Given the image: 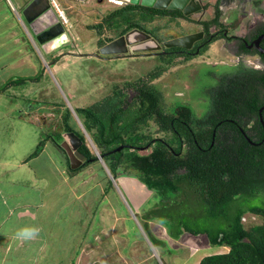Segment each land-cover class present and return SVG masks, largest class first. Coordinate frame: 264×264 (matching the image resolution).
<instances>
[{
  "label": "rangeland",
  "instance_id": "obj_1",
  "mask_svg": "<svg viewBox=\"0 0 264 264\" xmlns=\"http://www.w3.org/2000/svg\"><path fill=\"white\" fill-rule=\"evenodd\" d=\"M252 1L241 0L233 9H219L218 19L223 26L218 27L220 36L214 44L218 49L207 46L210 50L197 56L193 64L231 65L241 60L226 48L221 36L224 30L228 36L241 35L249 27L263 23L264 14L260 10L261 7L264 9V0L257 6ZM79 3L75 6L79 12H75L77 20L76 16L66 14L70 18L68 42L53 52H45L31 31L27 33L30 37L27 40L23 34L25 25L0 0V198L8 196L9 199L11 195L20 202L21 199L43 202L41 212L44 220L50 219L52 226L58 224V230L47 228L48 234L53 233L52 242L45 236L48 251L55 253L51 264H70L71 261L74 264H197L203 255L226 251L224 246L216 248L207 244V237L203 234L184 233L179 238H171L165 232L168 225L162 222L164 227L155 220L149 223L150 232L161 243L154 246L142 228V213L152 206L151 201L154 202L152 192L137 182L131 186L128 178H135L121 171L116 180L98 158L66 178L70 175L66 171L67 155L54 141L58 145L63 141L61 124L67 111L71 116L70 123L83 133L86 146L96 156L100 155L99 149L75 108L100 103L117 91L122 92L125 104L130 105L134 101L138 104L139 89L150 84L160 87L165 104L191 103L198 115L201 113L198 101H205L199 95L197 99L188 96L189 92H198L196 88H189L196 78L190 77L191 69L181 70L184 62L179 55L167 58V54L143 53L141 56L111 59L91 56L108 39L117 38L120 31V28H108L104 24L101 34H97V30L91 27L124 4L117 5L109 0H92L89 5L85 0ZM197 13L196 17L189 19L158 17L145 25L162 42L178 33L184 35L201 29L199 22L214 17L215 5L212 4L206 13ZM20 17L26 23L22 13ZM12 27H15L14 34L9 33ZM210 29L215 31L214 26ZM14 37H18V41ZM242 61L250 68H263L253 57L243 55ZM159 67L163 68L162 72ZM153 71L160 74L146 83V76ZM20 78L22 82L12 83ZM135 132L142 136V142L158 138L169 141L171 137L151 121ZM47 135L53 139L44 142L42 150L29 158L38 142ZM140 149L145 153L150 150L148 145ZM262 199L258 196L253 202L260 205ZM28 205L35 206L32 203ZM243 222L245 226L260 225L264 219L248 213L244 215ZM148 235L151 236L150 233ZM190 245L197 249L194 251ZM32 248L33 251L37 249ZM26 264L37 263L31 258Z\"/></svg>",
  "mask_w": 264,
  "mask_h": 264
},
{
  "label": "trees",
  "instance_id": "obj_2",
  "mask_svg": "<svg viewBox=\"0 0 264 264\" xmlns=\"http://www.w3.org/2000/svg\"><path fill=\"white\" fill-rule=\"evenodd\" d=\"M163 16L172 20L188 18L179 10L124 4L91 28L97 34H101L104 24L120 28L118 37L137 28L162 44L145 23ZM219 16L216 4L214 17L199 22L206 33L211 26H223ZM260 56L264 60V54ZM159 70L162 72L163 68ZM210 73L209 68L203 70L205 77ZM159 74L149 72L145 82ZM15 80L12 83L23 81ZM122 95L117 91L100 103L77 107L75 112L98 147L109 173L117 180L121 171L152 192L154 202L142 213V228L149 241L154 246L161 243L150 232L149 223L155 220L164 227L162 222L168 225L165 229L171 238L184 233L203 234L211 246L228 247L225 252L203 256L198 264H264V222L248 226L243 222L248 213L264 219V109L262 121L259 114L264 105V70L239 67L225 70L213 83H203L198 92L189 96L205 99V112L200 117L191 103L165 104L160 87L154 84L139 89L138 104H125ZM70 117L67 111L61 131H73L80 137V153L86 157L85 163L72 169L66 156V171L74 175L97 161V157L90 153L83 133L70 123ZM149 121L170 133L169 141L158 138L142 142V136L135 131ZM51 138L47 135L40 140L29 158L35 157ZM118 145L123 148L111 152ZM146 145L150 150L141 152L140 147ZM107 181L110 183V179ZM258 196L263 198L260 205L253 202Z\"/></svg>",
  "mask_w": 264,
  "mask_h": 264
},
{
  "label": "water",
  "instance_id": "obj_3",
  "mask_svg": "<svg viewBox=\"0 0 264 264\" xmlns=\"http://www.w3.org/2000/svg\"><path fill=\"white\" fill-rule=\"evenodd\" d=\"M81 1V0H77ZM86 1V0H85ZM124 4L140 5L148 8H155L158 10H175L179 9L184 16H190L203 10V4L201 0H118ZM53 14V18L49 19V14ZM22 15L28 26L35 36L38 43L45 52L52 51L66 42L69 37L62 23L57 19L55 13L48 0H32L22 11ZM49 32V33H48ZM48 33V35H46ZM44 39H42V37ZM65 36V39H60ZM203 36L202 31L182 35L174 39H168L161 43L157 42L149 33L133 28L127 31L125 34L113 39L109 43L100 47L95 54H115L125 53L130 50V53H151L158 52L163 47H183L190 48L191 45ZM264 37L262 33L256 40V47L259 53L264 54V49L259 46V41ZM60 40V41H59ZM54 46V47H52ZM129 47V49H128ZM50 49V50H49ZM157 54V53H156ZM264 109V105L259 109L261 118V112ZM262 121V118H261ZM82 144L80 137L73 131L65 132L63 134V141L60 147L66 152L70 168L75 169L85 162L86 157L80 153L78 147ZM123 145L116 147L111 152L120 151ZM99 160H102V155H96Z\"/></svg>",
  "mask_w": 264,
  "mask_h": 264
},
{
  "label": "crops",
  "instance_id": "obj_4",
  "mask_svg": "<svg viewBox=\"0 0 264 264\" xmlns=\"http://www.w3.org/2000/svg\"><path fill=\"white\" fill-rule=\"evenodd\" d=\"M1 1L5 2L8 8L11 9V13L13 11L15 15L18 17V19H20V23H22L23 26L25 25L27 32L25 31L23 34L26 36L27 40L29 41L30 37L27 33H30V29L29 27H27L28 25H26L27 22L24 23V21H22L20 14L22 13L23 9L32 0H1ZM60 1L62 3V6H64L65 10H67L66 13H70L72 17L76 16V20H77L76 13H79V12H77V9H75V6L80 4L79 1L77 0H60ZM91 1L92 0H86L87 5H89L88 2H91ZM99 1H103V0H98V2ZM201 1L203 4V10L202 12H199V14H202L203 12L205 13L208 12V9L211 7L212 4H214L215 6L217 4L220 10L221 9L224 10L225 8L233 9V7L236 6L237 1H241V0H201ZM253 2L255 3L256 6L257 4L262 3L261 0H253L252 3ZM229 4L231 6L226 7V6H229ZM175 10H179V9H175ZM260 11H262V13L264 14L263 7H261ZM9 14L10 13H8L7 15ZM196 14L198 13L192 14L189 17L194 18L196 17ZM48 17H50L49 19H52L53 14L52 13L51 15L49 14ZM163 17L168 18L167 16H163ZM262 20H264V18ZM68 22L70 23V18L68 19ZM13 23L14 22H12L11 25H13ZM14 28L15 27H12L9 33L14 34L13 33ZM15 33L18 34V31H16ZM14 38H15V41H18L19 39L18 37H14ZM214 44L215 42L211 45L218 49V46H215ZM209 50L204 51V53L208 52ZM202 64H205V63H201V68H202ZM207 64L208 63H206L205 66H208V67H203L201 70H204L205 68H209L210 70L215 68V65L213 64L207 65ZM70 176L72 175L66 176V178ZM133 182H135L133 181V179L129 180V183L131 186L135 185L133 184ZM7 197L8 196L0 198V264H26L31 258H33L34 263H37V264H40L41 262L42 264H46V262L47 264H51L55 258V253L48 251L47 246H46L47 239L45 236H47L48 240L52 242L53 233L48 234L47 228L58 230L57 228L58 224L55 226L56 224L55 223L52 226L50 223V219L44 220V215L41 212V208H42L41 204H43L42 201L39 200V201H34V202H28L26 199L24 200L21 199V202H20L18 201L20 199H17V197L15 196L10 195L11 198L9 199H7ZM18 203H20L19 206L17 205ZM31 203L35 204V206L29 207L30 205L28 204H31ZM9 219L12 221H9ZM26 229H35L36 235L33 236L32 238L25 239L24 237L20 235V233ZM54 234L56 235L57 233L55 232ZM190 241L191 240L188 241L189 244L191 243ZM206 243L209 244L208 241H206ZM32 247H36L37 249H34L33 251ZM190 247L193 248L194 251L195 249H197V247L192 246V245H190ZM223 248H226V251L228 250V247L224 246ZM220 252H225V250L217 251L214 253H220ZM41 258L44 260H41ZM201 258H199L196 261L197 264L199 263ZM72 262L74 261H71L70 264H72ZM58 264H61V262H58Z\"/></svg>",
  "mask_w": 264,
  "mask_h": 264
},
{
  "label": "flooded vegetation",
  "instance_id": "obj_5",
  "mask_svg": "<svg viewBox=\"0 0 264 264\" xmlns=\"http://www.w3.org/2000/svg\"><path fill=\"white\" fill-rule=\"evenodd\" d=\"M189 19L190 17L187 16ZM215 31H213L212 29L209 28V32L206 33L203 26H201V29L199 30H194L191 32H188L187 34L190 33H195L198 31H202L203 32V36L201 39L196 40L190 48H179V49H172L171 47H164L161 49V51L158 52H151L148 54L151 55H156L157 54H167V55H173V54H179V56L181 57L182 62H184L183 67H181V70L187 68V69H191L192 74H190V77L192 78V76H194L196 78V80L194 81V85H190L189 88L190 90L193 88L199 89V86H201L203 83H213L214 81H216L221 74L224 73V71H233L235 69H239V67L242 68H250L247 65H245V63H243L242 61V57L244 56H249V57H253L256 60H258L259 64L263 66V68L261 70H264V60L262 59V57L260 56L261 53L258 52L257 50V45L255 43V40L262 34L264 33V22L263 23H258L256 25H253L251 27H249L246 32H242L241 35H227V32L224 30L222 33V38L224 39L223 41L225 42L224 44L227 45L226 48H228L229 51H231L232 55L236 58H241V60L239 59L238 63H234L231 65H225L224 63H219V64H213L215 65V68L210 70V75H207L205 77V74H203V70H201V63H197V64H193L194 59L200 55L201 50L206 51L207 46L210 47L211 44H213L216 40H218L219 38H215L217 35H219V32L221 29H219L217 26H214ZM245 33V35H244ZM184 34V35H187ZM182 36V34H176L171 36L168 39H174L176 37ZM167 39V40H168ZM110 41L106 42L109 43ZM229 44H231L229 46ZM259 46L264 49V37L259 41ZM105 45V44H104ZM102 47V46H101ZM205 47V48H204ZM212 47V46H211ZM99 49V48H98ZM96 49L95 52L98 50ZM129 49V47H128ZM167 49V50H166ZM208 50V49H207ZM94 52V54H95ZM143 53H130V50H128L125 53H115V54H108V55H104V54H97V55H91L94 56L96 58L99 59H111V58H121V57H125V56H141ZM187 57H190L187 59ZM206 64V63H205ZM206 67V66H205ZM214 67V66H213ZM180 72V71H178ZM179 80V78H177ZM188 86V84H187ZM191 95V92H189L188 96ZM187 96V97H188ZM206 102L202 101L200 102L199 108H200V114L198 115L199 117L202 116V114L205 112V109L202 110V107L206 106ZM81 145L78 147V150L80 151ZM86 161V160H85ZM85 163V162H84Z\"/></svg>",
  "mask_w": 264,
  "mask_h": 264
},
{
  "label": "clouds",
  "instance_id": "obj_6",
  "mask_svg": "<svg viewBox=\"0 0 264 264\" xmlns=\"http://www.w3.org/2000/svg\"><path fill=\"white\" fill-rule=\"evenodd\" d=\"M49 2V1H48ZM60 3H61V1H60ZM49 4H50V2H49ZM61 5H62V3H61ZM50 7H51V5H50ZM63 7V9H64V12H65V8H64V6H62ZM52 8V7H51ZM52 10H53V12L55 13V15H56V17H57V19L60 21V23H62V25L64 26V28H65V30H66V33H67V35H68V30H67V28L69 27V22H68V19L69 18H67V16H66V12H65V16H66V18H67V21L66 22H64L63 20H62V18H60L59 16H58V14L55 12V10L52 8ZM31 31V30H30ZM31 35H33V33L31 32ZM34 36V35H33ZM35 37V36H34ZM69 37V36H68ZM36 40V39H35ZM59 48V47H58ZM58 48H56V49H58ZM55 50V49H54ZM54 50H52V51H50V52H53ZM65 133V132H64ZM20 235L22 236V237H24L25 239H29V238H32L33 236H35L36 235V230L35 229H26V230H24V231H22L21 233H20Z\"/></svg>",
  "mask_w": 264,
  "mask_h": 264
},
{
  "label": "built area",
  "instance_id": "obj_7",
  "mask_svg": "<svg viewBox=\"0 0 264 264\" xmlns=\"http://www.w3.org/2000/svg\"><path fill=\"white\" fill-rule=\"evenodd\" d=\"M48 1L50 2L51 7L55 10L58 16L62 18L64 22H66L67 18L65 16V12L61 3L60 2L58 3L56 0H48Z\"/></svg>",
  "mask_w": 264,
  "mask_h": 264
},
{
  "label": "bare ground",
  "instance_id": "obj_8",
  "mask_svg": "<svg viewBox=\"0 0 264 264\" xmlns=\"http://www.w3.org/2000/svg\"><path fill=\"white\" fill-rule=\"evenodd\" d=\"M109 1H112L113 3H115V4H119V5H121V4H124V3H122V2H120V1H118V0H109ZM264 22V21H263ZM49 33V32H48ZM48 33L46 34V35H48ZM44 37H46V36H44L43 35V37H42V39H44ZM60 39H65V36H62ZM60 41V40H59ZM64 45V44H63ZM52 47H54V46H52Z\"/></svg>",
  "mask_w": 264,
  "mask_h": 264
}]
</instances>
